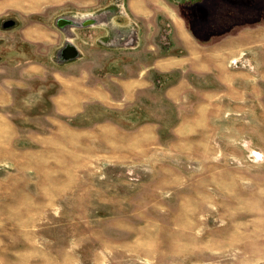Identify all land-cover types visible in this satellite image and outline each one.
<instances>
[{
    "label": "rangeland",
    "instance_id": "374dc122",
    "mask_svg": "<svg viewBox=\"0 0 264 264\" xmlns=\"http://www.w3.org/2000/svg\"><path fill=\"white\" fill-rule=\"evenodd\" d=\"M0 264H264V0H0Z\"/></svg>",
    "mask_w": 264,
    "mask_h": 264
},
{
    "label": "water",
    "instance_id": "95a60500",
    "mask_svg": "<svg viewBox=\"0 0 264 264\" xmlns=\"http://www.w3.org/2000/svg\"><path fill=\"white\" fill-rule=\"evenodd\" d=\"M63 18H67V22H65V24L67 23H70V24H91L93 23V20L95 21V19L91 16H88V17H85V18H82V19H75V18H69V17H59L57 18L56 22L58 24L59 21H61V19ZM14 22L13 19H7L5 21V23L7 24H12ZM65 24H58L59 26L63 27L65 26ZM76 55V48L70 44L69 42L66 43V45L62 48L61 50V56H64V57H72V56H75Z\"/></svg>",
    "mask_w": 264,
    "mask_h": 264
},
{
    "label": "bare ground",
    "instance_id": "6f19581e",
    "mask_svg": "<svg viewBox=\"0 0 264 264\" xmlns=\"http://www.w3.org/2000/svg\"><path fill=\"white\" fill-rule=\"evenodd\" d=\"M88 17L87 15H83V16H79V17H77V18H75V19H82V18H85V17ZM91 16V15H90ZM96 20V19H95ZM65 22H67V18H63V19H61V21H59L58 22V24H60V25H62V24H65ZM93 22H94V20H93ZM63 26V25H62Z\"/></svg>",
    "mask_w": 264,
    "mask_h": 264
}]
</instances>
